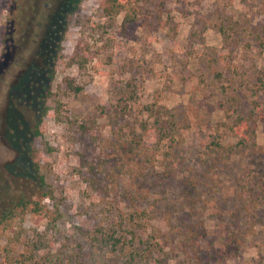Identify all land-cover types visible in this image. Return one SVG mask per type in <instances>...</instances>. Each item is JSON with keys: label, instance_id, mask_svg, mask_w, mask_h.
<instances>
[{"label": "rangeland", "instance_id": "1", "mask_svg": "<svg viewBox=\"0 0 264 264\" xmlns=\"http://www.w3.org/2000/svg\"><path fill=\"white\" fill-rule=\"evenodd\" d=\"M7 2L0 0V206H9V198L21 192L33 202L17 207L13 218L0 225V263L7 259V264H16L19 256L33 253L40 264H56L57 259L58 264H110L107 256L90 250L80 233L92 230L103 212L126 206L119 191L129 184L124 175L130 176V169L108 176L95 165L102 160L106 168L115 164L105 147L113 131L123 134L118 130L123 115L109 113L122 104L121 88L129 86L136 126L139 113L150 106L189 119L181 139L176 138L177 167L187 175L196 171L197 184L203 177L205 185L197 195L187 187L182 198L178 179L164 184L149 177L141 192L133 188L139 193L133 204L154 202L171 218L166 215L162 231L168 239L152 264H264V207L256 198L264 190V122L254 107L264 106V94L253 84L264 78V51L257 47L259 41L264 47V0H142L138 18L125 25L123 13L103 15L108 0H83L62 42L54 95L48 101L53 109L43 119V134L30 156L8 133L17 117L15 135L20 139L32 117L29 110L11 108L7 100L9 86L18 81L29 58L16 38L9 42L6 36ZM78 44L81 55L88 53L84 62L74 56ZM66 78L80 87L77 94L65 88ZM217 92L228 99L225 107L235 98L241 112L218 107ZM237 114L248 119L250 139L258 148L232 158L212 153L210 162L204 146L211 140L237 142L230 131ZM207 118L209 127L204 125ZM136 131L148 143L156 140L151 128ZM31 158L39 162L43 186L30 172ZM252 179L254 187L242 184ZM185 197L191 206L180 203ZM34 230L45 233L50 249L32 250Z\"/></svg>", "mask_w": 264, "mask_h": 264}, {"label": "trees", "instance_id": "2", "mask_svg": "<svg viewBox=\"0 0 264 264\" xmlns=\"http://www.w3.org/2000/svg\"><path fill=\"white\" fill-rule=\"evenodd\" d=\"M82 1L8 0L7 2L6 36H8V41L13 42V39L16 38L15 40L19 41L17 43L19 48L27 51L29 56L26 63L21 67L20 78L17 79L16 83L9 86L7 100L11 108L29 110L32 117V122L30 121L29 124L24 125L23 135L21 134L20 139L15 135V128L20 121L19 118H12L8 126V133L11 138L20 142L22 149L29 150V152L27 151L29 156L33 152L35 140L43 134L42 122L44 117L53 109L48 104V101L54 95L52 82L62 57V42L65 39L69 21L75 16ZM141 1L108 0V5L102 8V13L108 18L123 13L122 24L125 25L138 18L137 13L141 10L139 5ZM82 32L86 34L87 31L83 29ZM78 47L79 44L75 47L74 56H81L82 62H84L88 53L87 51L85 53L82 52L81 55L77 51ZM257 47L260 48V51H264L262 42L259 41ZM13 48L14 44L8 46L10 51ZM64 81L67 90L75 94L79 92L80 87L74 85L72 79L66 78ZM256 83H258L261 93L264 94V78L253 82V84ZM132 90L129 86L122 87L120 90V101L122 104L119 103L117 106L112 107L109 113V116H117L118 113L123 115L122 121L118 125V130H123V134L119 131H113L114 137L110 138L109 146L105 147L108 149L106 156L109 158L113 157L115 164L110 168H106L105 161L102 160L95 165L102 172H107L108 176L115 173L118 177L120 173L125 174L124 171L130 169L131 175L127 177L124 175L128 179L129 184L119 191V196H124L123 203L126 206L120 209L114 208L112 212H103L92 230L80 233L85 238L90 250L107 256L110 264H152L153 255L158 256L160 254L158 251H160L161 242L163 243L168 239L167 234L162 231V225L167 222V216L171 220L170 216L167 212L160 213L157 204L154 202H148L143 207L139 204H133L134 200L139 199V193H136L133 188L141 192L143 183L149 177L158 182L164 181V184L169 180L178 179L181 183L180 191L182 192V194L179 192V198L183 197L182 195L187 191V187L193 188L196 195L199 193V187L200 189L205 188L203 177L201 182L197 184L200 174L192 171L190 175H187L180 167H177L178 164L180 165L181 160L174 153L175 148L179 145V141H176V138L181 139L183 136L181 130L185 124L188 125L189 119L187 120L184 113L171 112L165 110V107L154 108L150 106L147 111L139 113L141 120L136 126L134 120L137 113H135L134 109L135 98ZM237 95L241 99L240 95ZM217 99L218 107L225 110L234 112L241 108V105L235 102V98L232 101L229 100V105L225 107L228 99H224L222 92H217ZM254 107L258 118L264 122V106L255 104ZM239 112H241V109ZM125 113H128V115H124ZM151 118L152 123H148ZM208 120L207 118L204 123L207 127L210 125ZM232 122L230 131L238 137L237 142L230 145L223 144L217 139L211 140L207 146H204L210 162L213 161L212 153L216 157L225 156L232 158L239 152L250 150L252 146L258 148L250 139L248 119L241 114H237L235 121ZM126 127H129L127 133H125L126 131L124 132ZM136 128L141 132H146V129L151 128L154 130L156 140L153 143H148L146 136L143 133H138ZM213 166L216 167V165ZM28 170L24 174L25 180L29 179ZM208 170L212 171L213 169ZM32 171L35 173L36 181L40 186H43L44 177L39 174V162L37 159L34 160V158H31L30 172ZM116 182H119V180H113V183ZM255 182L256 180L252 179L251 181H243L242 184L254 187ZM135 185L138 187H135ZM261 192L263 194L257 195L256 198H258L260 205L264 207V190ZM164 193H167V191H164ZM160 194L162 193H157L156 195L160 196ZM32 202L25 192H21L17 196L12 195L9 198V206H0V225L6 224L13 218L17 212V207L25 209ZM180 203L191 206L192 201L185 197ZM34 210L40 211L38 207H34ZM156 221L158 222L157 225L154 224ZM44 235L45 233L43 232H36L33 235V237H36L32 249L35 253H38L42 248H46L45 251L50 249L46 239H44ZM77 250H81V248ZM52 255L56 257L55 254ZM45 257L49 258V254L45 255ZM36 259L37 255L31 253L30 257L19 256L15 263L31 264L33 261V264H40ZM57 260L56 264H58ZM6 261L7 259L0 264H7Z\"/></svg>", "mask_w": 264, "mask_h": 264}]
</instances>
